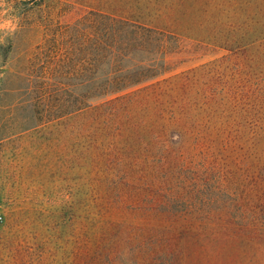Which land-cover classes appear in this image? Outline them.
<instances>
[{
  "label": "rangeland",
  "instance_id": "1",
  "mask_svg": "<svg viewBox=\"0 0 264 264\" xmlns=\"http://www.w3.org/2000/svg\"><path fill=\"white\" fill-rule=\"evenodd\" d=\"M0 264H264V0H0Z\"/></svg>",
  "mask_w": 264,
  "mask_h": 264
},
{
  "label": "trees",
  "instance_id": "2",
  "mask_svg": "<svg viewBox=\"0 0 264 264\" xmlns=\"http://www.w3.org/2000/svg\"><path fill=\"white\" fill-rule=\"evenodd\" d=\"M181 9H183V12H186V9L184 8V6L181 7ZM172 13H168L166 14V16L164 18H162V22L166 23V24H171L173 27H180L183 30H189V26L187 25V22H184L183 18H177L172 20ZM114 83H120V80L115 79ZM122 84V83H121ZM124 85V84H123ZM90 95L92 94H86L85 98L89 99ZM84 105H87V101H84Z\"/></svg>",
  "mask_w": 264,
  "mask_h": 264
}]
</instances>
